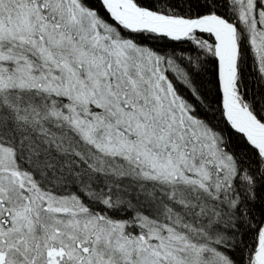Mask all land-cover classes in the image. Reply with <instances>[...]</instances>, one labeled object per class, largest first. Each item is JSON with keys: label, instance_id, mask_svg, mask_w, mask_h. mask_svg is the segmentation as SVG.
Returning <instances> with one entry per match:
<instances>
[{"label": "snow or ice", "instance_id": "6c2138e0", "mask_svg": "<svg viewBox=\"0 0 264 264\" xmlns=\"http://www.w3.org/2000/svg\"><path fill=\"white\" fill-rule=\"evenodd\" d=\"M0 264H264V0H0Z\"/></svg>", "mask_w": 264, "mask_h": 264}]
</instances>
